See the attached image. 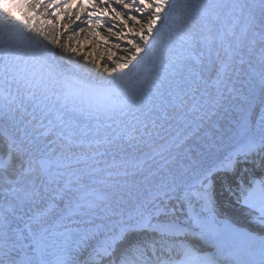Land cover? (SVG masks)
Masks as SVG:
<instances>
[{
	"label": "snow or ice",
	"instance_id": "obj_1",
	"mask_svg": "<svg viewBox=\"0 0 264 264\" xmlns=\"http://www.w3.org/2000/svg\"><path fill=\"white\" fill-rule=\"evenodd\" d=\"M246 7L229 6L221 0H0V81L9 87L16 84L18 92L25 89L24 94L5 97L6 102L0 103V114L9 122L0 128V264H51L30 255L31 246L25 241L38 247L37 237L61 228L56 234L74 243L65 245L56 264H81L79 256H85L82 264H220L216 254L195 246L215 231L220 198L234 199L264 224V174L246 176L248 169L243 168L237 175L239 165L264 152V108L256 118V132L252 113L246 109L237 120L239 140L234 148L210 163H181L177 171L169 173L171 178L154 181L150 195L136 201L131 210L112 212L120 217L115 222L96 223L107 218L81 211L94 207L91 202L82 203L87 193L72 187L71 180L62 184L51 176L49 162L37 157L43 149L34 135L37 126L45 128L44 120L66 126L69 112L73 121L95 119L99 124L101 118L115 122L117 117L131 115L139 123L137 113L146 115L143 109L151 111L171 102L167 97H172L169 89L173 87L178 90L174 99H179V92L197 80L219 84L230 63L242 56L244 31L237 34L232 25L214 33L213 22L222 19L225 9L231 15ZM260 7L264 14V0ZM73 9H77L78 22L80 12H85L89 19L84 23L89 26L94 17L98 25L101 17L116 20L107 32L130 46L121 57L123 63L117 60L113 67L104 65L108 75L96 82L86 109L78 106V96L70 88L58 89L57 75L64 76L65 85L68 77L57 71L59 53L54 49L62 53L67 46L61 45L58 33L49 38L46 31V26L59 27L58 22L65 19L62 13L71 18ZM249 18L255 21L251 10ZM129 21L140 25L139 29L130 28ZM121 26L122 31H114ZM78 31L84 29L78 27ZM92 34L100 38L98 32ZM129 35L140 43L128 39ZM261 45L256 75L264 88V36ZM67 50L76 54L75 48ZM25 52L31 54V63L23 58ZM102 126L110 128L111 124ZM157 174L149 172L151 177ZM243 238L259 247V264H264V238L258 245L250 233Z\"/></svg>",
	"mask_w": 264,
	"mask_h": 264
},
{
	"label": "bare ground",
	"instance_id": "obj_2",
	"mask_svg": "<svg viewBox=\"0 0 264 264\" xmlns=\"http://www.w3.org/2000/svg\"><path fill=\"white\" fill-rule=\"evenodd\" d=\"M221 2L229 6L239 4L249 7L243 11L236 9L231 15H228V10L225 9L222 19L213 22L214 33H218L222 27L226 30L232 25H235L237 34L244 31L243 44L240 48L242 56H236L230 63L228 74L219 84L200 82L188 101L181 104L158 125L149 126L144 131L135 134L122 135L114 142L69 141L57 137L48 128L36 127L40 133H46L42 137L53 147L61 159L78 157L82 159V162L77 163L49 165L48 169L51 176L59 178L62 184L71 180L73 181L72 187L81 188L83 192L87 193L82 203L91 202L94 207H85L81 211L87 212L89 215L121 210L126 213L131 210L136 201L150 195L154 181L177 171L181 163H187L189 160L210 163L229 146L237 145L239 140L236 135L237 120L244 110L251 111L252 126L254 127L260 103L264 101V88L256 75L260 70L259 53L262 36H264V14L261 12V0H221ZM112 6L116 7L115 4ZM100 7L104 6L100 5ZM249 10L255 16L254 22L250 21ZM76 11L77 9L72 10L71 18H68L66 13H62L65 15V19L58 22L59 27L53 29L46 26V31L49 33V38L58 33L61 45H66L67 49H76L75 55H70L67 49L62 53L60 49H54L59 53L57 56L59 59L92 74L99 80L108 75L104 71V65L113 67L117 60L123 63L124 60L121 57L127 55L130 46L125 40L107 32L108 26L118 23L116 20L110 19L108 16L101 17L98 25L94 17L92 25L89 26L84 23L89 19L84 11L80 12L81 21H76ZM63 25H67L68 29H64ZM77 26L83 28L84 31L79 32ZM129 27L138 30L140 25L133 26L129 21ZM122 30V26L114 29L116 32ZM93 31L98 32L100 38L94 36ZM27 35L31 34L27 33ZM105 39L108 43L104 42ZM128 39H135L137 43H140L134 35H129ZM141 46L143 47V44ZM250 48L253 49L252 55H249ZM110 55L111 60L108 59ZM22 56L30 63L32 62L30 53H22ZM84 56H87L88 59L84 60ZM241 59H243V63L240 62ZM57 79L60 81L58 89L65 91L59 75H57ZM0 85L8 87L10 91L18 92L16 84L9 87L0 81ZM20 91L25 92V89L20 88ZM1 94L4 98L14 95L7 89ZM0 123L3 127L8 126L2 117H0ZM161 130L165 131L164 134L157 137L155 141L147 146L133 149V143L147 140L152 135L158 136ZM210 143H212L211 150ZM125 145H129L131 150L122 151L111 158L92 160L87 157L88 155L93 157L109 149H121ZM149 172L158 174L151 177ZM169 178L171 177L169 176ZM98 185L102 186L105 192L103 201L96 200L90 192ZM222 213L238 224L258 230L264 229L255 221V214L233 203H227L226 209H222ZM83 218L87 219L88 217ZM25 244L30 245L29 241H25Z\"/></svg>",
	"mask_w": 264,
	"mask_h": 264
}]
</instances>
